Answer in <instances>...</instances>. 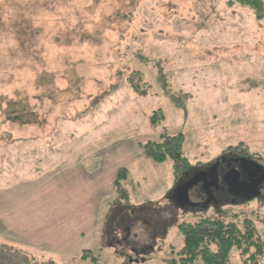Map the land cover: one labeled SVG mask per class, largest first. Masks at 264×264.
Segmentation results:
<instances>
[{
	"label": "rangeland",
	"instance_id": "rangeland-1",
	"mask_svg": "<svg viewBox=\"0 0 264 264\" xmlns=\"http://www.w3.org/2000/svg\"><path fill=\"white\" fill-rule=\"evenodd\" d=\"M259 1L260 18L235 0H0V264H179L198 217L264 236ZM179 135L180 159L147 158ZM230 155L255 162L257 195L199 183L202 208H176L189 173Z\"/></svg>",
	"mask_w": 264,
	"mask_h": 264
},
{
	"label": "trees",
	"instance_id": "trees-1",
	"mask_svg": "<svg viewBox=\"0 0 264 264\" xmlns=\"http://www.w3.org/2000/svg\"><path fill=\"white\" fill-rule=\"evenodd\" d=\"M242 6H247L254 11L258 18L262 17L263 7L259 0H235ZM133 90L140 94V87L137 83ZM154 117L150 118L151 125L156 124ZM180 135L161 142H147L142 148L147 158L156 163L163 164L168 159L178 160L181 156ZM178 141V142H177ZM171 147V148H170ZM226 158V157H224ZM222 159V158H221ZM124 169L118 171L115 184L119 183L120 176ZM191 173H189L190 175ZM181 185V184H180ZM227 203V200L224 199ZM201 206L200 201L198 202ZM201 208H190L197 211ZM188 209V208H187ZM178 232L182 238L183 245L176 253L179 264H195L200 260L202 264H228L230 253L233 249L239 252L243 259L242 264H259V259H264V236L256 232L254 221L245 218L242 221V229L232 221H226L218 217H198L193 222L182 223L178 226ZM81 256L86 259L85 254ZM91 264H97L92 257Z\"/></svg>",
	"mask_w": 264,
	"mask_h": 264
},
{
	"label": "flooded vegetation",
	"instance_id": "flooded-vegetation-1",
	"mask_svg": "<svg viewBox=\"0 0 264 264\" xmlns=\"http://www.w3.org/2000/svg\"><path fill=\"white\" fill-rule=\"evenodd\" d=\"M250 163L253 162L230 155L217 160L207 167L196 170L190 175L188 174L184 181L189 180L197 173L212 175V178H208L207 181L211 182L212 185L205 192L209 195H219L223 200L228 199L234 202L243 196L257 194L258 192L254 190L261 188L260 181L262 180V175L258 174L257 169H253L254 166ZM170 199L175 203L177 208L174 194H171Z\"/></svg>",
	"mask_w": 264,
	"mask_h": 264
},
{
	"label": "water",
	"instance_id": "water-1",
	"mask_svg": "<svg viewBox=\"0 0 264 264\" xmlns=\"http://www.w3.org/2000/svg\"><path fill=\"white\" fill-rule=\"evenodd\" d=\"M208 178H212V175L209 176L206 173H197L193 177H191L189 180H187L186 182L179 185L176 188V190L174 191V196H175L176 203H177L178 207H180L182 209L196 207L197 204L191 203L189 201L188 192L192 187L196 186L199 183L204 184L205 189L211 187V185H212L211 182H207ZM262 180H263V178H262ZM254 191H256V190H254ZM257 194H253L252 196L257 195ZM247 197H251V196H247Z\"/></svg>",
	"mask_w": 264,
	"mask_h": 264
}]
</instances>
